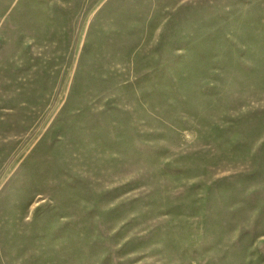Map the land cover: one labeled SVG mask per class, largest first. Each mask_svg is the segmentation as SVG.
<instances>
[{
  "label": "rangeland",
  "instance_id": "1",
  "mask_svg": "<svg viewBox=\"0 0 264 264\" xmlns=\"http://www.w3.org/2000/svg\"><path fill=\"white\" fill-rule=\"evenodd\" d=\"M0 264H264V0H0Z\"/></svg>",
  "mask_w": 264,
  "mask_h": 264
}]
</instances>
